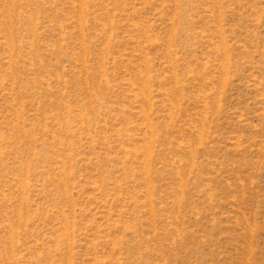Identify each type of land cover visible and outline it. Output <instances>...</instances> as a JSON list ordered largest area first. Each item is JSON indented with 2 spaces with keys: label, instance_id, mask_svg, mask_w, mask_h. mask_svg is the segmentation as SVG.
Listing matches in <instances>:
<instances>
[{
  "label": "rangeland",
  "instance_id": "1",
  "mask_svg": "<svg viewBox=\"0 0 264 264\" xmlns=\"http://www.w3.org/2000/svg\"><path fill=\"white\" fill-rule=\"evenodd\" d=\"M0 264H264V0H0Z\"/></svg>",
  "mask_w": 264,
  "mask_h": 264
}]
</instances>
